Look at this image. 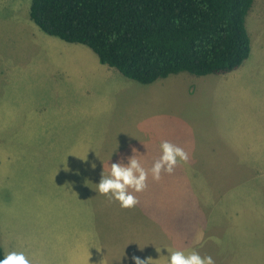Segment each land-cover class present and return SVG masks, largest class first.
Instances as JSON below:
<instances>
[{
  "label": "rangeland",
  "instance_id": "1",
  "mask_svg": "<svg viewBox=\"0 0 264 264\" xmlns=\"http://www.w3.org/2000/svg\"><path fill=\"white\" fill-rule=\"evenodd\" d=\"M30 3L0 0L4 255L22 251L32 264H168L181 250L215 264H264V0L246 16L251 51L237 70L151 84L43 32ZM163 141L189 159L158 181L149 173L133 208L96 191L132 149L148 171Z\"/></svg>",
  "mask_w": 264,
  "mask_h": 264
},
{
  "label": "trees",
  "instance_id": "2",
  "mask_svg": "<svg viewBox=\"0 0 264 264\" xmlns=\"http://www.w3.org/2000/svg\"><path fill=\"white\" fill-rule=\"evenodd\" d=\"M254 1L31 0L29 17L50 36L88 46L122 76L151 84L180 72L237 70L250 56Z\"/></svg>",
  "mask_w": 264,
  "mask_h": 264
},
{
  "label": "clouds",
  "instance_id": "3",
  "mask_svg": "<svg viewBox=\"0 0 264 264\" xmlns=\"http://www.w3.org/2000/svg\"><path fill=\"white\" fill-rule=\"evenodd\" d=\"M160 149V157L154 161L148 171L142 167L136 157V150L132 149L134 155L127 157L126 165L120 162L113 163L109 174L107 176L102 174L100 182L96 185V191L102 195H110L111 199L118 202L122 208H133L138 200L132 193L142 192L146 188L149 173L154 181H158L162 172L171 175L178 163L189 159L188 153L183 148L168 141H163ZM90 166L95 167L94 164ZM132 259L134 264H151L154 261L150 258L141 260L133 257ZM0 264H32V262L24 252L10 251L0 258ZM168 264H215V261L211 256L201 257L195 251L185 254L184 251L176 250L171 252Z\"/></svg>",
  "mask_w": 264,
  "mask_h": 264
},
{
  "label": "crops",
  "instance_id": "4",
  "mask_svg": "<svg viewBox=\"0 0 264 264\" xmlns=\"http://www.w3.org/2000/svg\"><path fill=\"white\" fill-rule=\"evenodd\" d=\"M50 36V35H49ZM53 37H55V36H53ZM79 44V43H78ZM260 220V217H258V218H255V219H253V223L257 226V221H259Z\"/></svg>",
  "mask_w": 264,
  "mask_h": 264
}]
</instances>
